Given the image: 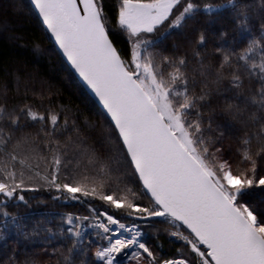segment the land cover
Here are the masks:
<instances>
[{
	"label": "snow or ice",
	"instance_id": "obj_1",
	"mask_svg": "<svg viewBox=\"0 0 264 264\" xmlns=\"http://www.w3.org/2000/svg\"><path fill=\"white\" fill-rule=\"evenodd\" d=\"M28 2L52 54L98 98L103 123L89 143L75 120L65 135L58 111L2 94L4 264H15L10 240L15 253L37 239L55 257L44 264H264V0H119L127 56L104 0ZM41 188L88 214L30 223L8 210ZM161 235L180 247L167 254Z\"/></svg>",
	"mask_w": 264,
	"mask_h": 264
},
{
	"label": "trees",
	"instance_id": "obj_2",
	"mask_svg": "<svg viewBox=\"0 0 264 264\" xmlns=\"http://www.w3.org/2000/svg\"><path fill=\"white\" fill-rule=\"evenodd\" d=\"M256 2L259 3V0ZM104 4L109 24L113 29L114 43L122 54L127 56L130 49L127 34L120 31L114 18L119 0H104ZM10 5L19 10H8ZM30 7L28 0H0V99L7 91L10 104H28L42 112L52 108L60 113L61 123L64 118L69 120V132L65 135L71 133V122L75 120L81 134L88 138L89 143H93L96 135L90 131L91 125L97 121L103 123L98 115L102 110L80 84L63 57L52 54V49L56 46L53 41L50 43L49 33L46 34L43 24L37 22L38 16L29 11ZM213 28L219 31L221 25L216 24ZM21 36L24 39L16 38ZM191 67L190 65L189 71ZM53 195L57 193L43 190L25 193L29 206L24 207L20 203L19 207H16L15 204H10L8 210L26 216L30 223L47 219H55L58 223L59 213L86 212V208L81 204L75 201L53 200ZM253 195L255 199L261 198L259 192ZM97 203L94 202V206L103 209L101 204ZM160 242L164 244V251L169 255L180 247L179 243L170 244L163 235L160 236ZM2 244L0 241V247ZM12 247L10 240L8 255H14L15 264H23L25 260L32 259L44 264L50 259H55L46 254L45 249L51 252V248L40 239L27 245H15V253L12 252ZM6 260V256H0V264H4Z\"/></svg>",
	"mask_w": 264,
	"mask_h": 264
},
{
	"label": "water",
	"instance_id": "obj_3",
	"mask_svg": "<svg viewBox=\"0 0 264 264\" xmlns=\"http://www.w3.org/2000/svg\"><path fill=\"white\" fill-rule=\"evenodd\" d=\"M37 15V14H36ZM38 16V15H37ZM44 26V25H43ZM45 29H46V26H44ZM50 35V33H49ZM54 42V40H53ZM55 44V43H54ZM56 46V45H55ZM62 56V54H61ZM63 57V56H62ZM63 59L65 60V62L67 63V65L69 66V68L71 69V71L73 72V74L75 75V77L78 79V81L80 82V84L84 87V89L87 91V93L93 98V100L97 103V105L101 108V110L103 111L102 109V105L100 104L98 98H96L94 96V94L91 92V90L88 88V86L86 85V83L82 80V78L79 77V75L75 72V70L72 68L70 62L67 61L66 58L63 57Z\"/></svg>",
	"mask_w": 264,
	"mask_h": 264
},
{
	"label": "rangeland",
	"instance_id": "obj_4",
	"mask_svg": "<svg viewBox=\"0 0 264 264\" xmlns=\"http://www.w3.org/2000/svg\"><path fill=\"white\" fill-rule=\"evenodd\" d=\"M40 190H43L44 192H48V191H53L54 192V190H49V189H46V188H41ZM36 192H39V190L38 191H36ZM25 193H28V194H30L31 192H25ZM99 204H100V202H98ZM97 203V204H98ZM98 204V205H99ZM101 206V205H100ZM158 227H168V225H158ZM145 231H146V234H147V236L149 237V238H151V235H152V229L151 228H146L145 229ZM176 245V244H175ZM121 264H129V259L127 260V261H125V262H123V263H121ZM133 264H134V262H133Z\"/></svg>",
	"mask_w": 264,
	"mask_h": 264
},
{
	"label": "built area",
	"instance_id": "obj_5",
	"mask_svg": "<svg viewBox=\"0 0 264 264\" xmlns=\"http://www.w3.org/2000/svg\"><path fill=\"white\" fill-rule=\"evenodd\" d=\"M80 204V203H79ZM83 207H85L86 208V212L85 213H77V214H83V215H87L88 214V211H87V207H86V205H84V204H81ZM94 206V205H93ZM94 207H96V206H94ZM101 210H104V209H101ZM68 212V211H67ZM128 258L127 257H123V256H121L120 257V260H121V262L122 261H125V260H127Z\"/></svg>",
	"mask_w": 264,
	"mask_h": 264
}]
</instances>
